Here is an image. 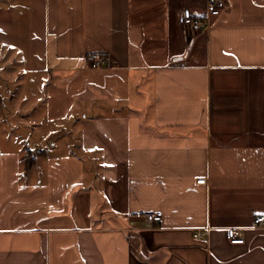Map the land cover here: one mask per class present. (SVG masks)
Instances as JSON below:
<instances>
[{
	"label": "crops",
	"instance_id": "1",
	"mask_svg": "<svg viewBox=\"0 0 264 264\" xmlns=\"http://www.w3.org/2000/svg\"><path fill=\"white\" fill-rule=\"evenodd\" d=\"M207 3L0 0V264H264V0Z\"/></svg>",
	"mask_w": 264,
	"mask_h": 264
},
{
	"label": "built area",
	"instance_id": "2",
	"mask_svg": "<svg viewBox=\"0 0 264 264\" xmlns=\"http://www.w3.org/2000/svg\"><path fill=\"white\" fill-rule=\"evenodd\" d=\"M226 6V0H208L207 11L208 15L219 14ZM182 29L187 36H194L198 32L202 31L207 23L204 17L196 16L189 10H185L180 19ZM87 63L91 69H101L108 65L109 61L103 55L92 54L87 57ZM205 179L198 180V183L204 184ZM148 219L153 223H158L162 220V213L149 214ZM253 225L255 228L264 229V215H259L254 218ZM202 236L201 232L196 234V237ZM228 237L232 244L244 243V234L241 228L228 229Z\"/></svg>",
	"mask_w": 264,
	"mask_h": 264
},
{
	"label": "trees",
	"instance_id": "3",
	"mask_svg": "<svg viewBox=\"0 0 264 264\" xmlns=\"http://www.w3.org/2000/svg\"><path fill=\"white\" fill-rule=\"evenodd\" d=\"M25 159H27V156L25 157ZM26 168H29V161H26Z\"/></svg>",
	"mask_w": 264,
	"mask_h": 264
},
{
	"label": "rangeland",
	"instance_id": "4",
	"mask_svg": "<svg viewBox=\"0 0 264 264\" xmlns=\"http://www.w3.org/2000/svg\"><path fill=\"white\" fill-rule=\"evenodd\" d=\"M2 142H1V140H0V144H1ZM3 148H5V147H3ZM0 149H2V148H0ZM86 187H87V185H86Z\"/></svg>",
	"mask_w": 264,
	"mask_h": 264
},
{
	"label": "bare ground",
	"instance_id": "5",
	"mask_svg": "<svg viewBox=\"0 0 264 264\" xmlns=\"http://www.w3.org/2000/svg\"><path fill=\"white\" fill-rule=\"evenodd\" d=\"M92 55V54H91ZM101 55V54H100ZM88 57V56H87Z\"/></svg>",
	"mask_w": 264,
	"mask_h": 264
}]
</instances>
